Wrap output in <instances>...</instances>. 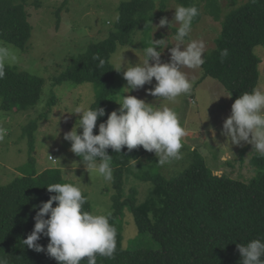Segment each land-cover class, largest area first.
Segmentation results:
<instances>
[{
  "label": "trees",
  "instance_id": "trees-1",
  "mask_svg": "<svg viewBox=\"0 0 264 264\" xmlns=\"http://www.w3.org/2000/svg\"><path fill=\"white\" fill-rule=\"evenodd\" d=\"M176 1L198 9L203 5L215 16L220 11L218 0ZM27 2L0 0V40L22 50L32 29L25 10ZM32 3L38 6L40 0ZM150 6L146 0L121 2L114 29L71 57L60 75V79L76 84H95L97 96L91 108L105 109L115 76L111 55L118 46L129 42ZM224 16L219 35L214 39V46L204 54L205 63L201 67L204 76L216 79L237 99L258 84L260 59L253 49L264 42V0H246ZM225 49L228 55L222 58L221 52ZM97 56L105 61L103 68H98L99 60L93 59ZM0 65L5 73L0 79V107L7 110L16 105L23 110L34 106L41 94L43 79L16 67ZM111 112L105 110V116L97 119L99 124ZM107 152L112 156L114 191L111 211L106 216L117 231L116 251L113 258L97 255L96 264H239L241 255L237 244L246 245L253 239L264 241V157L255 154L251 158L256 173L244 181L214 174L200 157L178 176L165 178L151 173L140 163V158L148 152L142 146L131 152L126 146L120 153L111 148ZM125 173L152 183L143 201L137 202L133 188L124 193ZM53 183H64L57 168L17 176L0 185V257L6 258L8 264H58L46 251L36 252L22 242L34 228L38 207L34 210L33 206L55 195L46 187ZM82 195L86 197L85 193ZM125 208L133 214L138 232L148 233L158 243L157 249L123 247L117 222ZM82 210L92 213L88 199ZM48 242L45 236L37 241L45 249ZM81 264H87V258Z\"/></svg>",
  "mask_w": 264,
  "mask_h": 264
},
{
  "label": "rangeland",
  "instance_id": "rangeland-1",
  "mask_svg": "<svg viewBox=\"0 0 264 264\" xmlns=\"http://www.w3.org/2000/svg\"><path fill=\"white\" fill-rule=\"evenodd\" d=\"M32 1L28 0L25 6L32 27L26 47L22 50L0 40V48L7 50V56L0 58V63L41 77L43 85L34 106L23 110L16 105L7 110L0 107V185L9 183L17 176L57 168L64 183L78 186L85 193L93 214L106 215L111 211L113 178L105 181L95 171L88 173L80 163L81 158L70 151L71 142L64 139V134L71 131L80 118L79 114H73L75 108L91 107L97 96V88L91 82L76 84L68 79H60V75L71 57L84 51L90 42L102 40L114 29L118 6L127 0H40L38 6ZM146 1L151 5L147 15L138 23L129 42L118 46L111 55L114 69L126 62L132 65L142 63L143 49L150 45L152 35L154 40L167 41L169 45L163 50L161 61H170L169 49L176 43V27H160L159 22L167 18L171 23L175 7L181 4L176 0ZM244 1L218 0V16L202 5L198 20H193L190 37L184 43L187 44L190 39L202 40L205 54L214 46L224 15ZM253 52L260 59L256 88L264 89V42L255 46ZM181 70L187 75L192 88L190 93L182 94L174 102L148 94V89L156 83L155 78L152 84L130 91L123 73L114 70V82L105 102V110H118L120 105L117 102L124 95H132L153 107L168 106L177 113L187 133L180 150L182 159H174L160 166L154 152L145 153L140 163L153 174L165 178L178 176L200 157L214 174L249 180L256 173L250 163L257 154L252 152V145L245 142L229 145L220 135L223 122L230 116L236 98L216 79L204 76L202 67ZM210 128L215 130V139ZM98 129L97 120L93 133ZM77 132L81 133L82 129H77ZM49 155L55 160L49 159ZM133 163L137 169V162ZM131 188L135 189L137 202H141L148 196L152 183L125 173L124 193L128 194ZM117 224L124 248H158V243L148 233L138 232L133 214L127 208Z\"/></svg>",
  "mask_w": 264,
  "mask_h": 264
},
{
  "label": "clouds",
  "instance_id": "clouds-1",
  "mask_svg": "<svg viewBox=\"0 0 264 264\" xmlns=\"http://www.w3.org/2000/svg\"><path fill=\"white\" fill-rule=\"evenodd\" d=\"M174 10L171 23L167 18L159 22L160 27H176V43L169 49V62L161 61L162 52L169 44L165 39L154 40L152 35L150 45L143 49L142 63L132 65L126 62L114 69L123 73L130 91L152 84L155 78L156 83L148 89V94L156 98L174 102L182 94L190 93L192 84L181 69H198L205 63V43L198 39H190L187 44L184 41L190 37L193 20L200 13L194 5H177ZM227 55V49L221 52L222 58ZM5 56L7 50L0 48V58ZM93 59L99 60L98 68L104 67L103 59L98 56ZM150 61L154 63L150 64ZM4 75L0 65V79ZM117 103L119 109L108 114L95 135L93 129L97 126L98 117L105 116V109L77 106L73 114H79L78 123L76 121L72 130L64 134V139L71 142L70 151L81 158L80 163L88 173L95 171L105 181L112 180L109 148L120 153L125 146L129 152L142 146L144 150L155 153L160 166L182 159L180 150L187 133L172 108L153 107L132 95H124ZM77 129H82V132L78 134ZM209 131L215 139V130L210 128ZM220 135L229 145L251 144L252 152L264 157V89L253 88L235 99ZM46 187L55 195L39 206H33L34 210L38 207L34 228L22 240L23 245L36 252L46 251L58 264H81L84 258H87V264H96L97 255L113 258L117 231L109 223L108 216L83 211L87 199L78 186L53 183ZM41 236L49 238L46 249L37 243ZM237 249L241 255L239 264H264V241L261 239H253L246 245L239 243ZM0 264H8V260L0 257Z\"/></svg>",
  "mask_w": 264,
  "mask_h": 264
},
{
  "label": "built area",
  "instance_id": "built-area-1",
  "mask_svg": "<svg viewBox=\"0 0 264 264\" xmlns=\"http://www.w3.org/2000/svg\"><path fill=\"white\" fill-rule=\"evenodd\" d=\"M49 159H50V157H49Z\"/></svg>",
  "mask_w": 264,
  "mask_h": 264
}]
</instances>
